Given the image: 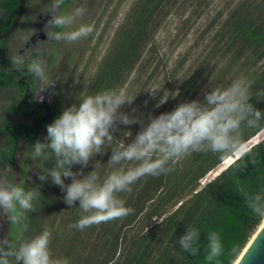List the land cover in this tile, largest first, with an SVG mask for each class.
<instances>
[{
    "label": "trees",
    "instance_id": "trees-1",
    "mask_svg": "<svg viewBox=\"0 0 264 264\" xmlns=\"http://www.w3.org/2000/svg\"><path fill=\"white\" fill-rule=\"evenodd\" d=\"M203 1L136 0L116 29L85 93L71 99L66 98L60 88L50 92L49 117L40 142H46L47 126L65 109L74 104L78 106L85 96L125 89L144 74L156 70L154 37L161 16L182 3L187 8L194 6L196 12ZM70 2L65 0L61 11ZM6 4L12 12L4 29L14 20L18 0H8ZM2 19L4 17L0 21ZM40 56L44 53L36 58ZM201 62L186 91L190 101L203 102L209 91L225 88L233 80L245 77L252 82L253 97L249 102L264 112V0H232L216 24L210 51ZM262 130L264 121L258 128H244V144ZM114 137L111 147L90 161L87 168L75 165L72 170H82L87 175L95 170V162L100 161L103 165L98 174L103 180L114 170L107 164L111 150L121 142L128 144L117 141L115 134ZM226 159L218 153H193L171 174L142 178L132 186L131 193L119 194L125 206L134 209L133 214L81 231L70 227L83 215L79 202L69 208L63 202L64 193L58 186L50 179L45 182L38 179L42 167L52 168L55 163L38 158L32 182L30 185L22 183L26 188H36L40 192L34 201L35 211L27 213L29 230L25 235L31 238L45 226L49 227L53 231L50 244L53 258L67 259L70 264H209L205 259L207 237L211 232H217L225 252L220 257V264H234L264 220L254 215L245 198L246 194L264 188V137L202 184V180ZM65 183L70 184L71 180L66 179ZM188 228L200 232L199 252L195 256L183 251L178 243ZM6 237L15 242V228L10 223ZM233 247L238 249L235 255L231 252Z\"/></svg>",
    "mask_w": 264,
    "mask_h": 264
},
{
    "label": "clouds",
    "instance_id": "clouds-1",
    "mask_svg": "<svg viewBox=\"0 0 264 264\" xmlns=\"http://www.w3.org/2000/svg\"><path fill=\"white\" fill-rule=\"evenodd\" d=\"M64 4L65 0H50L45 7L44 14L50 16L43 29L47 42L76 43L87 39L94 31L92 25L73 27L86 9L78 7L70 13L62 12ZM12 64L17 71L26 69L43 86L36 95L42 102L39 94L55 84L49 80L44 59L31 58L25 52L14 56ZM251 88L252 82L240 77L225 88L206 93L203 102L181 103L173 111L152 118L131 143L121 142L111 150L107 164L114 170L103 180L98 174L103 165L100 161L95 162V170L87 175L82 170L74 172L73 166L87 168L97 155L105 153L115 139L113 134L119 130L118 125L142 122L120 111L123 106L131 105L136 97H130L123 88L85 96L78 106L74 104L65 109L47 126L46 142L37 141L32 146L34 157L55 162L52 168L42 167L38 179L42 182L50 179L58 186L69 208L79 202L83 215L70 225L71 228L83 231L123 220L133 214L134 209L126 207L119 194L131 193L132 186L142 178L171 174L193 153H218L222 158L245 154L243 129L258 128L264 121V112L249 102L253 97ZM166 100L162 99L161 103ZM8 173V169H0V213L15 228L16 238L15 242L8 237L0 239V264H70L67 259L53 258L50 249L53 231L49 227L45 226L34 237H26L27 213L35 211L34 201L40 192L36 188H26L16 178L10 179ZM66 179L71 183H65ZM245 198L254 215L264 219V188L246 194ZM199 241V230L188 228L178 243L183 251L195 256L199 252ZM231 252L235 255L238 249L233 247ZM224 254L220 234L211 232L207 237L205 259L209 264H220Z\"/></svg>",
    "mask_w": 264,
    "mask_h": 264
},
{
    "label": "rangeland",
    "instance_id": "rangeland-1",
    "mask_svg": "<svg viewBox=\"0 0 264 264\" xmlns=\"http://www.w3.org/2000/svg\"><path fill=\"white\" fill-rule=\"evenodd\" d=\"M135 1L71 0L70 4L63 7L62 12L69 13L78 7L85 8V14L73 27H79L80 24L92 25L94 31L87 39L76 43L56 42L55 59L48 73L49 80L55 84L42 91L43 95L49 97L53 88L62 89L65 97L71 99L85 93L89 80L107 52L116 29ZM231 1L204 0L196 12L194 6L187 8L183 3L165 11L159 19L154 37L153 55L156 54V70L149 71L151 74L146 73L133 84L126 86L127 94L136 97L131 105L120 109L142 123L118 125L119 130L114 133L117 141L131 143L152 118L173 111L181 103L191 102L186 91L191 86L192 75L201 61L208 56L216 24L227 11ZM44 2L46 1L34 0V5L39 7L36 19L42 21L45 26L50 16L44 14ZM52 43L53 41L47 42L46 47ZM162 99L167 100L161 103ZM263 135L264 131L261 137ZM252 144L254 142L251 141L244 144L245 150ZM32 151V148H29L24 155L26 165L23 180L27 185L32 182L38 164V158L32 155ZM224 169H220L217 174ZM216 175L208 174L203 179L204 183Z\"/></svg>",
    "mask_w": 264,
    "mask_h": 264
},
{
    "label": "flooded vegetation",
    "instance_id": "flooded-vegetation-1",
    "mask_svg": "<svg viewBox=\"0 0 264 264\" xmlns=\"http://www.w3.org/2000/svg\"><path fill=\"white\" fill-rule=\"evenodd\" d=\"M7 1L0 0V18L4 17L0 21V33L6 30L4 26L11 17L12 10L6 8ZM45 1L43 11L50 2ZM38 12L39 7L34 5V0H27L18 27L0 39V169H8L9 178H16L21 183L24 182L25 152L33 143L40 141L43 126L49 117L50 95L48 97L41 92V102L36 95L43 86L26 69L17 71L12 58L25 52L31 58L44 53V56L38 58L44 59L48 74L55 59L54 49L57 44L53 41L46 47L44 24L36 19ZM2 52L5 53L4 60ZM8 227L7 217L0 213V239L7 236Z\"/></svg>",
    "mask_w": 264,
    "mask_h": 264
},
{
    "label": "water",
    "instance_id": "water-1",
    "mask_svg": "<svg viewBox=\"0 0 264 264\" xmlns=\"http://www.w3.org/2000/svg\"><path fill=\"white\" fill-rule=\"evenodd\" d=\"M26 1L27 0H18V6L14 20L8 29L0 33V39H3L10 35L18 27L22 14L24 12ZM4 58L5 53L2 52V60H4ZM230 158L232 159L231 162H233L234 159L238 157ZM231 162L229 164H231ZM202 184H205L203 180ZM234 264H264V220Z\"/></svg>",
    "mask_w": 264,
    "mask_h": 264
},
{
    "label": "bare ground",
    "instance_id": "bare-ground-1",
    "mask_svg": "<svg viewBox=\"0 0 264 264\" xmlns=\"http://www.w3.org/2000/svg\"><path fill=\"white\" fill-rule=\"evenodd\" d=\"M263 131L264 130H262L258 135H256L254 138H252L250 141L251 142H254V143H257V142H259L260 140H261V138H263L264 137V135L261 137V133H263ZM231 158H227L221 165H219L215 170H213V171H211L209 174H213V175H216L217 174V172L220 170V169H222V168H226L228 165H229V163L231 162ZM223 171V170H222ZM221 172V171H220ZM219 172V173H220ZM218 173V174H219ZM217 174V175H218Z\"/></svg>",
    "mask_w": 264,
    "mask_h": 264
}]
</instances>
